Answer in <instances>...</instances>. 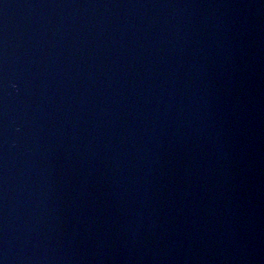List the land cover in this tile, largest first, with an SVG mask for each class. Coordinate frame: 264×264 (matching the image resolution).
<instances>
[{
  "label": "water",
  "instance_id": "obj_1",
  "mask_svg": "<svg viewBox=\"0 0 264 264\" xmlns=\"http://www.w3.org/2000/svg\"><path fill=\"white\" fill-rule=\"evenodd\" d=\"M2 264H264V0H0Z\"/></svg>",
  "mask_w": 264,
  "mask_h": 264
},
{
  "label": "snow or ice",
  "instance_id": "obj_2",
  "mask_svg": "<svg viewBox=\"0 0 264 264\" xmlns=\"http://www.w3.org/2000/svg\"><path fill=\"white\" fill-rule=\"evenodd\" d=\"M0 264H2V262H0Z\"/></svg>",
  "mask_w": 264,
  "mask_h": 264
}]
</instances>
